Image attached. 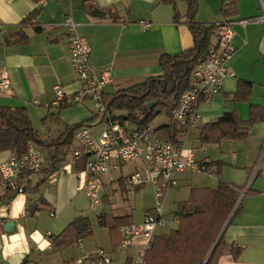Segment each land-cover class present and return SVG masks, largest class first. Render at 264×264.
Masks as SVG:
<instances>
[{"label":"crops","instance_id":"crops-1","mask_svg":"<svg viewBox=\"0 0 264 264\" xmlns=\"http://www.w3.org/2000/svg\"><path fill=\"white\" fill-rule=\"evenodd\" d=\"M196 2L195 21L204 24L219 21L221 0ZM263 3L264 0H239L237 15L232 18L236 51L227 63L229 73L223 83V92L210 102L201 104V121L188 140V145L195 148L199 161L219 160L224 163L222 176L217 175L216 169L213 170L218 178L217 185L222 178L243 188L239 199L242 209L224 229L228 244L232 248L240 247L241 255L235 258L227 251L217 264H264V119L251 126L245 139H223L217 145L200 141L202 126L217 122L228 113H236L243 121L250 119L253 109L264 113V23H241L259 16ZM190 13V0H0V79L6 72L11 82L9 89H0V107L26 108L34 114L39 108L49 111L58 108L60 113L64 107L52 104L54 88L61 86L67 93L80 88L79 76L70 59L69 30L65 24L67 16L74 18L79 34L91 46V67H111L112 81L106 86L105 93L113 94L160 75L162 55H177L194 47ZM145 21L149 23L148 27ZM241 81L252 83L251 96L247 101L234 100ZM84 120H90L89 116L85 115ZM90 124L92 121L85 125ZM67 126L55 137L40 138L43 141L56 140ZM227 143L232 146L229 153L221 151L218 159L208 155L210 146L221 148ZM42 149L50 156L53 154L52 149L44 146ZM10 154V151L1 152L0 164ZM50 156L45 158L49 161ZM233 167L234 172L230 175V168ZM184 175L189 174L178 177V187L185 189L183 194L178 192V203L188 200L195 187L216 188L202 184V181L199 184L189 183L190 178ZM52 178L55 177L47 176L44 171L35 173L29 179L32 181L30 191L17 193L13 199L7 200L2 199L5 189L0 172V264L66 263L54 245L59 233L50 238L37 227L32 228L28 219L32 213L29 208L36 205L40 210L48 208L50 214L58 211L42 193L45 185L56 182ZM45 179L46 184L39 187L41 191L36 193L33 187ZM61 181L59 176L56 183L58 191L62 188ZM41 198L45 204H42ZM123 217L133 222V215L118 218ZM52 219L58 220L59 214ZM9 221L14 223L7 230ZM63 226L64 223L59 228L54 226V230L59 232ZM139 247L142 246L138 245L136 249ZM45 252L44 256L38 257V253ZM33 255L34 262L31 263Z\"/></svg>","mask_w":264,"mask_h":264},{"label":"built area","instance_id":"built-area-1","mask_svg":"<svg viewBox=\"0 0 264 264\" xmlns=\"http://www.w3.org/2000/svg\"><path fill=\"white\" fill-rule=\"evenodd\" d=\"M252 21L264 23V3L259 16L245 19L241 23ZM65 24L69 30L71 64L79 76L81 85L73 93H67L61 86H56L52 104L65 107L90 101L98 110L95 125L82 126L74 133V140L80 145L73 152L74 162L83 165L82 169L76 172V191L85 192L91 207L96 208L103 201L102 194L108 192L104 176L108 177L111 184L115 183L120 178L117 179L114 172L121 168L122 163H142V171H135L124 177L125 187L135 191L140 186L152 184L156 206L145 214L141 223L132 222L120 227V245L126 249L141 245L143 250L140 264H147V254L153 247L154 238L167 224L163 217L165 197L170 189L179 186V175L207 172L214 176L215 168L210 169L208 165L211 160L199 161L195 148L188 145V140L201 121V104L210 102L214 96L223 92V83L229 73L227 63L236 51L233 44V23L226 19L217 23L218 47L208 52L196 64L189 88L172 110L174 119L180 124L179 135L175 141L165 139L158 128L151 124L139 126L129 119L113 117L104 102L105 88L112 81L111 67L93 69L90 64L91 46L88 40L79 34L78 24L72 16L66 17ZM144 24L149 26L147 21ZM10 84V79L4 72L0 79V89H9ZM92 126L102 127L99 137L92 133ZM202 148L205 149V146ZM46 162L47 159L34 144L21 155L11 153L0 164L3 188L6 190L10 184L18 183L17 193H24L27 181L33 174L40 172ZM65 172H68L67 165L60 167L55 174ZM21 174H24V177L18 181ZM51 216L57 218V212H51ZM47 236L53 238L50 231ZM78 244L81 252H84L83 238L78 240ZM87 258H91L94 264H113L114 261L111 253L104 249L96 250L92 256L86 255L85 259ZM85 259L79 258L74 264H82Z\"/></svg>","mask_w":264,"mask_h":264},{"label":"trees","instance_id":"trees-1","mask_svg":"<svg viewBox=\"0 0 264 264\" xmlns=\"http://www.w3.org/2000/svg\"><path fill=\"white\" fill-rule=\"evenodd\" d=\"M238 3L239 0H221L219 21L226 19L233 23L232 18L237 15ZM197 7L196 0H190L189 18L194 47L177 55H162L159 61L162 68L160 75L120 89L113 94L105 93L104 102L112 115L115 110L126 112L125 115H113V117L121 120L129 119L139 126H145L152 124L160 114L165 113L169 116L170 123L161 126L158 130L165 139L176 140L180 124L174 119L172 110L182 94L189 88L196 64L208 52L218 47L217 23L219 21L213 24L195 21ZM251 91L252 83L241 81L234 94V100L247 101ZM95 118L88 121L91 122ZM263 119L264 113L260 114L255 109L251 111L250 119L247 121L241 120L236 113H228L217 122L202 126L200 141L204 144H217L223 139H245L251 126ZM85 124L67 126L58 139L43 141L34 128L26 108L0 107V153L10 151L21 155L28 151L31 144L54 148L49 163L40 171H44L49 177L53 176L66 160L75 131ZM208 165L210 169H216L217 175L222 176L224 167L222 161H211ZM82 167V164H78L75 169L80 170ZM23 177L24 174H21L18 181ZM46 181L47 179L33 187V190L38 193L39 187ZM124 181L125 178H122L120 184L125 187ZM17 185L18 183L10 184L2 199H13L18 192ZM29 187L32 189L31 180L27 181L25 191ZM141 187L143 186L136 190H140ZM242 190V187L228 183L222 178L216 188H193L190 198L180 201L174 213L178 226L168 234L158 233L155 236L153 247L147 254V264H204L215 245L206 264H217L221 255L227 251L235 258H239L241 248H232L226 240L225 231L222 235L221 233L232 221L233 216L242 209L239 203ZM40 201L42 204L46 203L42 198ZM1 203L0 199V205ZM40 209L36 205L34 208H29V211L31 210L34 215ZM127 223L132 221H126L124 217L116 219V228L113 229L118 231V242L121 240L120 227ZM92 232L90 219L85 216L77 217L54 239V245L57 249L66 248ZM126 264H132V258H128Z\"/></svg>","mask_w":264,"mask_h":264},{"label":"rangeland","instance_id":"rangeland-1","mask_svg":"<svg viewBox=\"0 0 264 264\" xmlns=\"http://www.w3.org/2000/svg\"><path fill=\"white\" fill-rule=\"evenodd\" d=\"M84 103L73 104L72 106L64 107L63 109H61L60 113L58 112V108L51 109V111L46 108H39L36 111V114L29 111L28 113L30 117L32 115V124L34 128L38 131L39 136L41 138H47L50 136L55 137L59 134L61 130H64V126H67L66 124L70 125L69 127H74L83 123L90 122H84L85 115H88L89 119L96 117V115L98 114V110L94 106V103ZM125 113V111L121 110L113 111L114 116L125 115ZM53 117H56L58 119H54ZM91 121L92 124H96L94 123L95 120ZM165 123L169 124L170 118L169 116H167V114L162 113L152 122L151 125L159 129V126H163ZM102 130L103 129L101 126L91 127V131L94 135H96V137H99L101 135ZM38 147L41 148L39 149L45 154V156H50L49 153H47L48 151L42 149L43 146L38 145ZM78 147H80L78 141L73 140L71 149H69L66 160L60 166L62 167L67 165L68 172L63 173L62 175L55 174L53 176L55 178H52V180H56V182L47 185H45V182L41 185V187L45 185L42 192L45 198L48 199L49 202L54 205V207L58 208L57 217L59 214V219L53 221V217L51 216L49 209L45 208L37 211L34 215L32 213L29 215L28 219L32 224V228L37 227L44 235H47L48 231H50L52 234L57 235L58 233L61 234V231L65 229L66 225H69L74 219H76L77 217L85 216L90 219L93 229L92 234L87 235L83 238V247L85 249V252H81L78 242L69 245L63 249H57L58 252H60V255H62V257L66 260L67 263L75 262L79 258L85 259L86 253L95 254L96 250L104 249L114 256L113 264H126L129 257H132V264H140V257L143 248H123L120 245V242H118V231L113 228H116V219L124 215H133V222L141 223L144 220L145 214L154 209L156 206V197L152 184L143 185L144 187H141V189L138 191L131 190L130 188L124 187L120 184V180L128 174L133 173L135 171H142V163H122L121 168L119 170H115L114 172L117 179L120 178V180H117L115 183L111 184L108 177L104 176L105 183L108 187V192L102 194V203L98 207L92 208L90 199L87 197L86 193L83 191H76V186L78 185V176L76 172L78 170L75 169L77 163L74 162L73 152ZM231 149L232 146H230L229 143H227L221 148H219V146H210L208 155L218 159L219 154H221V151L229 153V150ZM51 151H53L54 153V148H52ZM52 155L53 154H51L50 159L52 158ZM49 161L46 162L44 166H46ZM71 165H73V168ZM230 171L231 175L234 172V167L230 168ZM188 174L189 175L184 176L190 178L189 183L199 184L200 181H202V184L205 185H214V187L218 186V178H216L215 176H211L207 172L194 175L190 173ZM59 176L62 177V188L60 191H58L56 184L58 183ZM26 191H30V188ZM40 191L41 188H39V192ZM179 191H181L180 193L182 194L184 193L185 189H183V186L170 189L167 192L164 201L163 212V217L165 218L167 224L159 230V234H168L172 229L178 226V221H176L174 213L176 212L178 207V199L180 198V196H178L177 194ZM105 195H108L109 197L106 198ZM102 221H105V223H103ZM61 223H64V226L62 228L63 230H60L59 232L55 231L54 226H56V228H59ZM44 254H46V252L38 253V257L40 255L44 256ZM34 257L35 255L31 257V263L34 262L32 259ZM44 258L47 261V256H45ZM82 264H94V262L92 259L87 258Z\"/></svg>","mask_w":264,"mask_h":264},{"label":"water","instance_id":"water-1","mask_svg":"<svg viewBox=\"0 0 264 264\" xmlns=\"http://www.w3.org/2000/svg\"><path fill=\"white\" fill-rule=\"evenodd\" d=\"M13 223H14L13 221H9V222L7 223V225H6V229H7V230H9V229H10V226H11V225H13ZM223 232H224V230L222 231L221 235L223 234ZM220 237H221V236H220ZM215 247H216V245L213 247L212 251L210 252V254H209V256H208V258H207V260L205 261V263H204V264H206V263H207V261H208L209 257H210V256H211V254L213 253V251H214Z\"/></svg>","mask_w":264,"mask_h":264}]
</instances>
